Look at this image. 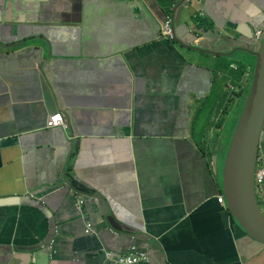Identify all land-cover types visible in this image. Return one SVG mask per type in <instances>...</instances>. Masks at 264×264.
<instances>
[{
    "label": "crops",
    "instance_id": "1",
    "mask_svg": "<svg viewBox=\"0 0 264 264\" xmlns=\"http://www.w3.org/2000/svg\"><path fill=\"white\" fill-rule=\"evenodd\" d=\"M188 8L168 42L156 0H0V264H115L131 246L150 264H264L217 201L220 124L197 145L221 60L243 56L229 90L247 91L264 0ZM199 10L210 38L187 32Z\"/></svg>",
    "mask_w": 264,
    "mask_h": 264
},
{
    "label": "water",
    "instance_id": "2",
    "mask_svg": "<svg viewBox=\"0 0 264 264\" xmlns=\"http://www.w3.org/2000/svg\"><path fill=\"white\" fill-rule=\"evenodd\" d=\"M193 1L197 0H180L172 11V17L177 9L187 13L189 11L188 7L192 5ZM177 21L175 19L173 28L177 25ZM187 32L194 35L197 40L204 37L210 38V35L208 36L207 32L203 33V28L197 25H190ZM261 32L260 40L254 43V46H259L258 52L251 54L256 58V65L250 92L236 128L231 135L224 161L222 192L227 208L240 229L249 238L264 245V215L260 210L255 188L256 164L260 157L264 131V29ZM191 34L189 35L191 36ZM39 72H41V69ZM62 116L65 120L63 126L68 131V127H70L68 115L63 114ZM63 126L49 129L60 131ZM34 200L38 202L36 199ZM48 242L49 240L45 245Z\"/></svg>",
    "mask_w": 264,
    "mask_h": 264
},
{
    "label": "rangeland",
    "instance_id": "3",
    "mask_svg": "<svg viewBox=\"0 0 264 264\" xmlns=\"http://www.w3.org/2000/svg\"><path fill=\"white\" fill-rule=\"evenodd\" d=\"M156 2L165 11H168L170 6L173 4V0H156ZM242 58H243L242 55H237L236 57H232V61H228V62L225 60L220 61L219 66L221 65L222 67H224L225 71L227 72V78L223 77L221 79H217L215 82V87L213 88V94L211 96H208L204 101L201 102V104L204 105L203 115H201L203 119L201 118L198 121L199 130H197V136H198L197 145H200L202 140H204L205 142L209 140L210 136L213 133V132L211 133V131H213L211 130L212 127L219 122L221 123L222 127L220 128L221 132L219 139L217 140V147L220 145L221 139L223 140L224 143V151L230 144L231 140L228 134H232L234 132L235 130L233 128L234 121L237 120L234 126L236 127L237 122L241 115V113L240 115H238V113L240 112L244 99L248 98L250 92V88H248L247 91L244 93V95L238 98L234 96L229 90V86H233L235 84L236 79L239 77L238 76L239 73L229 72V65L232 62L238 65ZM255 65H256V60L254 59V66ZM226 68L228 70H226ZM239 99H242V101L240 102ZM231 129H234L233 132H230ZM204 133L205 135H203ZM224 151L222 152L223 156H224ZM219 153H221V150L219 151ZM223 168H224V163H223ZM222 176H223V171L220 166L219 179L221 180V183H222Z\"/></svg>",
    "mask_w": 264,
    "mask_h": 264
},
{
    "label": "clouds",
    "instance_id": "4",
    "mask_svg": "<svg viewBox=\"0 0 264 264\" xmlns=\"http://www.w3.org/2000/svg\"><path fill=\"white\" fill-rule=\"evenodd\" d=\"M180 0H173V4L171 5V7H170V9H169V11L164 15V18L162 19V24H163V22H164V19H165V17L166 16H170L171 17V27H172V34H173V40L172 41H169V40H164V39H162V38H160V30H159V33H158V35H157V38H156V41H161V40H163V41H168V42H173L174 41V28H173V17H172V11H173V9H174V7L178 4V2H179ZM201 11V12H200ZM201 18V19H205V16H204V11L203 10H199V13H198V16H196V17H194V19H196L197 20V26L198 25H200V22L202 21V20H199V18ZM162 24H161V26H162ZM161 26H160V29H161ZM200 27H202L201 25H200ZM262 36V32H258V33H256L255 34V38H254V43H256L257 41H259L260 40V37ZM256 48H255V53L256 52H258V48H259V46H255ZM256 59V58H255ZM231 68L233 69V70H236V67H234V66H231ZM254 70H255V66L253 67V71H252V73L250 74V76L248 75L247 77H246V79H245V83H247L248 84V86H247V89L248 88H250L251 87V82H252V77H253V73H254ZM231 90L233 91V95L234 96H236V97H238L239 98V96H240V94L242 93V91H241V89H236V88H234V87H231ZM240 100V102L242 101V99H239ZM246 100L247 99H244V102H243V105H245V102H246ZM242 105V106H243ZM243 108H244V106H243ZM243 108H242V110H243ZM54 113H59V112H54ZM53 113V114H54ZM242 113V112H241ZM60 114V113H59ZM61 115V114H60ZM51 116V115H50ZM62 117V116H61ZM62 120H63V118H62ZM63 124H64V120H63V123H62V125H60V126H63ZM60 126H58V127H60ZM58 127H55V128H58ZM236 128V127H235ZM231 131H232V129H231ZM230 131V132H231ZM233 134V133H232ZM231 134V135H232ZM229 136H230V140H231V135L230 134H228ZM203 141V140H202ZM202 141H201V144H202ZM228 147H229V145H228ZM227 147V148H228ZM228 151V150H227ZM212 157H213V159L216 161L217 160V155H216V152L215 151H213L212 153ZM227 155V154H226ZM226 158V157H225ZM263 161L264 162V157L263 156H261L260 155V157H259V159H258V161H257V164H258V162L259 161ZM225 161V160H224ZM257 164H256V168H257ZM255 173H256V171H255ZM255 188H256V191H257V200H258V204H259V199L260 198H262V193H263V188H264V184L262 185V186H260L259 188H257L256 187V185H255ZM219 198H222L223 199V202L222 203H224V201H225V198H224V196L223 197H218L217 198V201H218V199ZM37 199V198H36ZM219 202V201H218ZM220 203V202H219ZM226 203V202H225ZM82 204H83V202H82V199H79L78 200V203H76V204H74L75 205V207H76V209L78 210V211H81V209H82ZM260 206V205H259ZM260 210H261V212H262V214L264 215V213H263V211H262V209H261V207H260ZM85 233H90L91 232V230H92V227H91V225L88 223V222H86L85 221ZM254 240V239H253ZM254 241H256V240H254ZM50 242H52V240L50 239L49 240V242L47 243V244H49ZM258 242V241H257ZM260 243V242H259ZM46 244V245H47ZM262 244V243H261ZM45 246V245H44ZM138 247V246H137ZM137 247H135V246H131L128 250H127V252H125L124 254H121V255H118L117 256V258L114 260V263L115 264H124V263H120V260L121 259H124V258H126V257H128L129 255H130V253H131V250L133 249V248H135L138 252H141V253H144V254H146V256H147V261L145 262V261H142V262H139V263H137V264H149V261H150V257H149V255L146 253V252H143V251H141V250H139ZM103 253H104V256H105V259L106 260H109V259H111L112 257H113V254L112 253H109V252H104L103 251Z\"/></svg>",
    "mask_w": 264,
    "mask_h": 264
},
{
    "label": "built area",
    "instance_id": "5",
    "mask_svg": "<svg viewBox=\"0 0 264 264\" xmlns=\"http://www.w3.org/2000/svg\"><path fill=\"white\" fill-rule=\"evenodd\" d=\"M171 22H172L171 17L166 16L164 19V22L161 26V29H160V38H162L164 40H169V41L173 40ZM62 123H63V120H62L61 115L59 113H54L48 117L47 122H46V126L48 128H55V127L62 125ZM263 184H264V162L260 160L258 162L257 168H256L255 185L257 188H259ZM218 201L220 203H222L223 199L219 198ZM147 260L148 259H147L146 254L138 252L135 248H133L131 250L130 255L124 259H121L120 263L137 264V263L142 262V261L146 262Z\"/></svg>",
    "mask_w": 264,
    "mask_h": 264
},
{
    "label": "trees",
    "instance_id": "6",
    "mask_svg": "<svg viewBox=\"0 0 264 264\" xmlns=\"http://www.w3.org/2000/svg\"><path fill=\"white\" fill-rule=\"evenodd\" d=\"M242 108H243V106H241V109H240V112L238 113V115H240ZM236 121H237V120H235V121H234V126H235V124H236ZM223 123H224V121H223ZM219 124H220V126H219V127H222L220 122H219ZM234 126H233V128L235 129V127H234ZM234 129H232V131H231V132H233V130H234ZM230 135H231V134H230Z\"/></svg>",
    "mask_w": 264,
    "mask_h": 264
},
{
    "label": "flooded vegetation",
    "instance_id": "7",
    "mask_svg": "<svg viewBox=\"0 0 264 264\" xmlns=\"http://www.w3.org/2000/svg\"><path fill=\"white\" fill-rule=\"evenodd\" d=\"M263 190H264V188H263Z\"/></svg>",
    "mask_w": 264,
    "mask_h": 264
}]
</instances>
